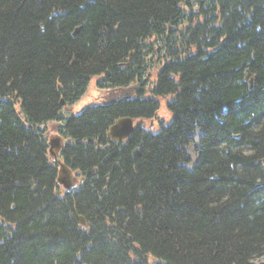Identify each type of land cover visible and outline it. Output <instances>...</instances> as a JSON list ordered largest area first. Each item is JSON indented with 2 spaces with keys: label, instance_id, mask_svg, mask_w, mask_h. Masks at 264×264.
<instances>
[{
  "label": "trees",
  "instance_id": "trees-1",
  "mask_svg": "<svg viewBox=\"0 0 264 264\" xmlns=\"http://www.w3.org/2000/svg\"><path fill=\"white\" fill-rule=\"evenodd\" d=\"M0 264H264V0H0Z\"/></svg>",
  "mask_w": 264,
  "mask_h": 264
},
{
  "label": "rangeland",
  "instance_id": "rangeland-1",
  "mask_svg": "<svg viewBox=\"0 0 264 264\" xmlns=\"http://www.w3.org/2000/svg\"><path fill=\"white\" fill-rule=\"evenodd\" d=\"M154 78V74H152V80ZM101 80L100 76H95L91 79L87 90L85 93L74 103L71 105H67L63 108V117L68 118L73 115L80 113L88 106L105 104L112 100H116L123 96H135L136 92L134 91V85H130L127 87H108V86H100L99 82ZM171 119V115L166 108V100H162L161 108L157 114V118L153 120H144V124L148 128H152L153 130L159 128V123L161 121H169ZM62 124V122H59ZM57 122H51L47 124L48 128V139H60L57 132V127L59 125ZM59 159V156L57 157ZM72 178L77 182L76 176L72 173Z\"/></svg>",
  "mask_w": 264,
  "mask_h": 264
},
{
  "label": "water",
  "instance_id": "water-1",
  "mask_svg": "<svg viewBox=\"0 0 264 264\" xmlns=\"http://www.w3.org/2000/svg\"><path fill=\"white\" fill-rule=\"evenodd\" d=\"M252 78L253 77L251 74H248L246 76V80L249 82L250 86H252ZM134 123V120L131 118H122L116 121L110 127L109 136L111 137V139L117 141H124L128 139L134 131ZM49 144L50 153L56 159L59 165L57 183L61 185L65 190H71L73 187L76 186L77 182L73 180L72 172L70 171V169L57 158V151H60L62 143L60 142V139H53L50 140ZM79 220L82 224H85V221L81 216H79Z\"/></svg>",
  "mask_w": 264,
  "mask_h": 264
}]
</instances>
